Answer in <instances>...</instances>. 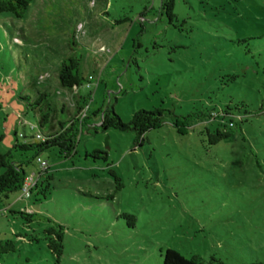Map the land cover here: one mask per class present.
<instances>
[{
  "label": "rangeland",
  "instance_id": "rangeland-1",
  "mask_svg": "<svg viewBox=\"0 0 264 264\" xmlns=\"http://www.w3.org/2000/svg\"><path fill=\"white\" fill-rule=\"evenodd\" d=\"M160 1L34 0L22 19L0 15V153L48 131L32 128L40 113L22 97L48 92L53 117L75 116L77 92L58 77L72 55L92 123L72 158L51 150L26 167L30 176L48 163L47 200H0V242L17 245L0 264H54V225L65 229L61 264H163L166 248L205 264H264V0H176L173 24ZM226 107L231 137L211 145L207 129ZM108 108L126 123L162 109L163 123L144 140L95 131Z\"/></svg>",
  "mask_w": 264,
  "mask_h": 264
},
{
  "label": "trees",
  "instance_id": "trees-1",
  "mask_svg": "<svg viewBox=\"0 0 264 264\" xmlns=\"http://www.w3.org/2000/svg\"><path fill=\"white\" fill-rule=\"evenodd\" d=\"M34 0H0V15L9 14L17 19H22L26 16L29 8ZM176 0H161L160 9L164 11L171 24L177 19L175 13ZM128 20H118L116 24L121 25L127 23ZM81 59L75 57V55L69 56L61 64L59 70V81L63 88L74 90L77 92L76 113L73 118L68 121H60L55 116L53 117V108L49 102L50 95L48 92H38L36 100H32L29 96L22 97L23 100L29 102L34 111H39V124L32 126L33 129H45L48 128L46 133L40 131L43 140H37L36 136H32L34 141H29V137L25 134H20L19 138L24 139L23 143L16 140V143L12 148L6 152L0 153V200L9 199L10 195L17 192H22L26 178L28 177L26 167L33 164L39 159L40 155L51 150H56L57 155L61 159H69L77 154L79 136L83 126H92V123L88 122L91 117L89 114V103L91 101V94L89 96H81L78 92V88L81 87L85 81V78L80 72ZM237 76H231V79L236 80ZM87 82V80H86ZM46 107V111L43 112L41 107ZM62 112L64 110L62 109ZM162 109H156L154 111L140 110L134 113L130 122H124L119 115L115 113L113 109H106L102 112L101 123L99 126H94L95 131L108 129H115L121 132H134L136 133V140H144V136L150 130L158 129L163 123ZM98 113H94L93 116L97 117ZM232 116L231 108H224L217 118H220V122L216 125L214 130L207 129V134L210 139L211 145H217L221 141L231 137V132L227 129L233 126L231 120L227 124V117ZM19 118H21L19 116ZM187 131V130H186ZM187 134V132H185ZM17 136V133H15ZM95 153L104 154L103 158L107 161V152L96 149ZM30 155V156H29ZM24 156V159H23ZM29 156V157H28ZM88 157V156H87ZM97 158V157H95ZM98 159V158H97ZM45 162V161H42ZM41 170L35 174V185L30 189L26 198H34L35 201L47 200L51 195L53 189L54 177L49 171L48 163L46 166H42ZM42 197L39 198L38 196ZM10 212L14 214H20L27 220L32 222L34 214L26 212H16L10 209ZM127 221H136V217L123 214L121 215ZM131 228L135 225L130 224ZM48 249L50 250L54 264H61V259L64 255V237L65 229L62 225L50 226L45 230ZM17 237L24 238L23 235H17ZM27 240V239H25ZM17 250V245L14 241L0 242V254L14 253ZM217 262V259L212 257L209 264ZM163 264H205L204 260L199 256L185 257L178 250L173 248H166L164 252Z\"/></svg>",
  "mask_w": 264,
  "mask_h": 264
},
{
  "label": "built area",
  "instance_id": "built-area-1",
  "mask_svg": "<svg viewBox=\"0 0 264 264\" xmlns=\"http://www.w3.org/2000/svg\"><path fill=\"white\" fill-rule=\"evenodd\" d=\"M92 81H93V77L91 76L88 78V80L86 82L87 88H89V89L92 88ZM36 139L37 140H43V137H42V135L38 134L36 136ZM42 166L45 167L46 163L42 162ZM35 183H36V180H35L34 174H32L26 178L25 185H24V188L22 190L23 197L26 198L28 196L30 189L35 185ZM4 213H6V211H4Z\"/></svg>",
  "mask_w": 264,
  "mask_h": 264
}]
</instances>
